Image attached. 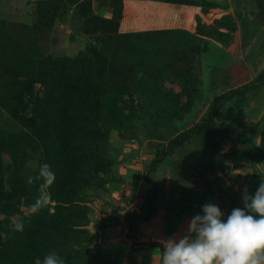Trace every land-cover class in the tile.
Masks as SVG:
<instances>
[{
	"label": "rangeland",
	"instance_id": "rangeland-1",
	"mask_svg": "<svg viewBox=\"0 0 264 264\" xmlns=\"http://www.w3.org/2000/svg\"><path fill=\"white\" fill-rule=\"evenodd\" d=\"M154 1L0 0V101L12 72H25L19 61H75L55 70L52 85L34 78L19 88L13 111L0 102V185L8 193L0 264H34L50 250L65 264H158L161 248L151 243L163 248L205 203L225 215L242 207V190L254 193L264 179L263 84L224 103L206 132L163 158L152 173L155 213L128 231L126 212L143 204L159 143L264 67L256 0ZM106 61L109 71L100 69ZM44 163L55 173L45 190L52 202L34 213Z\"/></svg>",
	"mask_w": 264,
	"mask_h": 264
},
{
	"label": "clouds",
	"instance_id": "clouds-1",
	"mask_svg": "<svg viewBox=\"0 0 264 264\" xmlns=\"http://www.w3.org/2000/svg\"><path fill=\"white\" fill-rule=\"evenodd\" d=\"M38 177L40 195L31 205L38 213L51 204L45 190L55 182V173L48 163L41 164ZM36 178L29 177L28 184ZM242 207L225 215L218 204L205 203L201 213L193 215L180 234H173L161 251L159 264H264V179L254 193L242 190ZM24 222L17 220L13 230L22 232ZM34 264H65V259L50 250Z\"/></svg>",
	"mask_w": 264,
	"mask_h": 264
},
{
	"label": "trees",
	"instance_id": "trees-1",
	"mask_svg": "<svg viewBox=\"0 0 264 264\" xmlns=\"http://www.w3.org/2000/svg\"><path fill=\"white\" fill-rule=\"evenodd\" d=\"M259 13L261 16L264 17V5L262 4L261 0H256ZM99 20L96 17L92 16L90 21H94V23ZM112 25L113 23L110 22L109 20H101V25L103 26H109ZM97 51L94 50L93 55ZM0 54L4 58L5 56L2 54L0 51ZM97 55H100L97 54ZM74 60L67 59V60H57L53 59L51 57H45L44 59H40L39 61L33 62L32 60L29 62L26 61H19L20 64H23V68L25 69V72H12L11 77L13 78L11 82V87L9 88V92L6 94H2V100H6V102L2 103V106H5L9 110L13 111L18 104V100L15 99L16 95L20 90L19 88H23V85H28L30 82L34 79L37 78L40 80V82L44 83L45 86L48 83H52V80H54L55 77V70L57 68L60 69V71L68 70L71 68L69 64L74 63ZM107 62V61H106ZM31 65V66H30ZM75 65V64H74ZM109 63H105L104 66H102L100 69L107 68L109 71ZM73 67V66H72ZM17 68V67H15ZM14 68V69H15ZM20 76H24V80H20ZM80 78H74V84L80 89L81 86V80ZM264 84V67L263 70L259 73V75L248 82H245L241 85L232 87L226 91H223L217 95H215L212 100L210 101L206 112L203 116L202 119H200L198 122L193 124L187 129H184L180 133H178L175 137H172L171 140L163 143H159V147L154 155V157L150 160L148 167L146 169V174L144 177V183L147 186V193L144 197L143 204L140 207H133L131 209H128L126 212V221L128 224V231L130 232L131 229L134 227V225L138 222H145L149 220L153 214L155 213V207L153 204V195L156 192V186L154 179L152 178V173L155 171L156 167L160 164V162L163 160V158L168 155L171 150L185 141L188 138L193 137L196 133L198 132H206L210 126L213 124V121L215 119V116L220 109V107L226 103L227 101H230L235 98H240L243 97L244 95L248 94L251 91H256L259 88L262 87ZM52 85V84H51ZM49 95V94H48ZM0 101V102H1ZM8 193L4 192V189L2 185H0V206H3V202L5 201ZM12 206V205H11ZM10 207V205H9ZM5 214H9L6 213ZM2 221H0L1 223ZM15 232V237L16 240H18L20 233ZM131 237V236H130ZM0 240L1 239V232H0ZM9 244V241L7 242ZM137 247L140 246V244L134 243ZM0 245H2L0 243ZM157 245L161 248L162 251V245L160 243H151L150 246ZM159 264V263H158Z\"/></svg>",
	"mask_w": 264,
	"mask_h": 264
},
{
	"label": "crops",
	"instance_id": "crops-1",
	"mask_svg": "<svg viewBox=\"0 0 264 264\" xmlns=\"http://www.w3.org/2000/svg\"><path fill=\"white\" fill-rule=\"evenodd\" d=\"M133 3L134 4H141V2H136V1H133ZM154 3H156V1H154V0H145V6L146 7H149V6H151L152 4H154Z\"/></svg>",
	"mask_w": 264,
	"mask_h": 264
}]
</instances>
